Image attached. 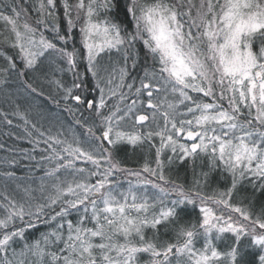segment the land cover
<instances>
[{
    "label": "snow or ice",
    "instance_id": "snow-or-ice-1",
    "mask_svg": "<svg viewBox=\"0 0 264 264\" xmlns=\"http://www.w3.org/2000/svg\"><path fill=\"white\" fill-rule=\"evenodd\" d=\"M119 9L120 0H60L59 6L58 0H35L36 16L30 20L15 0H0V21L11 34L0 42V58L7 64L0 68L5 77L0 84L7 83L11 71L24 76L25 69H36L42 58L56 53L73 74L71 86L53 81L64 101L85 106L99 120L74 118L85 129L80 135L62 125L53 132L28 120L17 105L12 115L23 119L24 133L17 138L32 145L20 151L26 160L35 159L37 150L43 153L48 179L35 190L24 187L23 195L9 193L6 186L0 190V264H142L139 254L149 256L143 264H247L238 247L242 237L259 246L257 264H264V207L254 214L232 203L245 182L252 195L264 194V0H124L131 29L119 20ZM77 25L83 53L74 43L69 48ZM141 43L143 74L133 76L140 67ZM81 60L98 98L84 96L85 74L77 71ZM24 83L30 93L44 95ZM113 98L118 99L109 108ZM145 100L153 125L146 131ZM66 110L73 112L70 104ZM4 119L12 125L7 113ZM121 154L139 155L141 168L122 167ZM201 157L207 163H200L196 173ZM186 160L194 170L187 189L165 176L166 167ZM120 173L158 194L137 193L131 181L120 191L115 179ZM214 173L225 187L206 195L203 189ZM145 174L163 184L144 179ZM171 193L176 198L168 201ZM197 203L201 217L184 223L186 207ZM73 212L75 221L69 219ZM38 224L48 231L27 242L26 232ZM161 228L173 231L174 241H160ZM200 237L203 244L197 248ZM17 238L25 240L19 249L13 247ZM222 240L225 253L216 246Z\"/></svg>",
    "mask_w": 264,
    "mask_h": 264
},
{
    "label": "trees",
    "instance_id": "trees-1",
    "mask_svg": "<svg viewBox=\"0 0 264 264\" xmlns=\"http://www.w3.org/2000/svg\"><path fill=\"white\" fill-rule=\"evenodd\" d=\"M7 3H13V0H6ZM60 0H58L59 6ZM15 3L20 6L21 9L28 10V18L34 19L36 13L32 10V5L35 3V0H15ZM61 17L63 15V9L60 8ZM24 14L22 13L21 22L23 21ZM118 18L124 24H127L129 29L132 28L130 23L131 17L125 18L124 14V0H120V9L118 11ZM62 27L63 20L61 21ZM45 35L51 38L50 33H45ZM73 35L75 37L74 41L69 44L74 43L75 47L83 53V48L80 42L79 35V25L74 30ZM2 35L0 36V42H2ZM55 42V41H54ZM58 46H62L58 44ZM137 50L140 54V67L133 71V76H139L143 74L144 66V53L146 49L143 48L142 43L137 45ZM9 55H13L14 50L7 49ZM18 67L23 68V64L17 60ZM6 61L0 58V68L6 67ZM63 69V71H61ZM77 71L85 74V83L87 84V91L84 93L86 99H92L94 97L98 98L99 90L92 92L91 89L95 87V81L89 73L86 72V61L81 60L78 64ZM26 75L19 76L15 70L11 71L6 79V84H0V145H3V148H0V190H3L5 186L9 193L13 195H23L22 189L24 187H31L33 190L37 189L41 183V180H47L48 178L44 176L45 166L44 162L40 160V156L43 154L37 150L33 155L35 159L26 160L24 159L21 149L31 150L32 145L28 142L27 139H18V136H24L23 130L20 125L23 124V119L19 116L12 115L13 112L17 111V105H19V111L23 112L28 120L32 123H36L39 127L43 125L45 129L52 127L53 132L57 130L61 125L64 129H70L71 132L80 135L84 133L85 129L79 125L75 124V119L84 118L87 119L89 123H99L98 118L94 117L92 113L85 108V106L77 105L74 102H66L63 99V91L58 89L53 83L55 80H60L65 86H71L73 81V74L67 70V64L60 59L56 53H50L47 57L42 58V63L34 70L25 69ZM4 75L0 73V79H4ZM25 81L31 83L33 87L37 88L38 92H43V96H40L36 93H30L25 86ZM139 85V80H137V86ZM127 91V89H125ZM79 94V93H78ZM51 97V98H49ZM132 97L130 99H134ZM143 97H141L142 99ZM160 98L163 99V93H160ZM116 99L113 98L108 100L109 108L116 103ZM171 99V97H169ZM56 101H59L57 103ZM130 102V100L128 101ZM68 104L73 108V112L70 113L66 110ZM4 113H7V118L12 120V125H8L4 119ZM107 114V112H106ZM150 116V115H149ZM75 118V119H74ZM161 122V120H160ZM152 124V123H151ZM151 127V126H150ZM149 128V127H148ZM144 128L143 130H147ZM99 134V131H97ZM182 143H191L190 141L182 140ZM158 146L159 140L157 138L155 142ZM147 147V146H146ZM12 151H9V150ZM154 154V149H153ZM170 154V153H169ZM15 159V164L4 163L6 160ZM40 164V167H36L37 164ZM200 163H207L206 157L198 158L197 168L195 169L196 173H199L201 170L199 167ZM143 164V160L137 156H132L131 154L125 156L121 154V166L126 167L129 170H139ZM78 166H80L78 164ZM90 167V165H86ZM154 166V164H153ZM207 171L205 167L203 169ZM5 172H12L14 176L6 177ZM165 176L168 180L175 181L177 184L183 185L185 189L192 187L194 170L191 160H186L184 163L176 162L170 168H165ZM144 179L153 180L156 183L163 184V182L157 180L155 177H152L148 174H145ZM115 179L119 182V190L122 191L123 188L129 187V182L133 184H139L137 178L129 176L127 173L117 174ZM17 185H20V188H17ZM153 188L151 185H147ZM165 187H170V185H163ZM225 187V182L222 178L218 177L217 173L213 174V179L210 181L209 186L204 188L203 191L206 195H211L213 190L219 189L223 190ZM154 189V188H153ZM157 190V189H155ZM125 191V190H124ZM158 191V190H157ZM39 195L38 192L34 193ZM169 198L175 199V193H171ZM232 203L234 205H240L242 207L249 208L254 214L259 213L261 208L264 207V194L256 192L255 195H252V189L247 184L244 183L243 186L232 197ZM199 203L195 206L188 205L184 211L183 222L184 223H196L198 218L201 217L199 212ZM159 208H157V211ZM226 214H227V210ZM232 215L238 217L239 214L233 213ZM69 219L75 221L77 219V213L73 212ZM89 227L92 225L89 224ZM48 231V228L44 224H38L35 228L29 230L25 234V240L27 242H32L35 239L40 237L41 233ZM145 234L147 237H151L153 232L151 229H146ZM215 235V233H213ZM227 237H232V233L224 234ZM175 234L173 231H170L167 228H161L159 232L160 241H174ZM25 240L17 238L13 247L19 249L22 247ZM244 244L240 247V251L243 259L247 264H257L258 256L260 254L259 246L251 244V238L242 237ZM203 244V238L200 237L196 241V247L199 248ZM217 249L225 253L228 251L226 243L222 241L216 242ZM55 250V249H52ZM140 261L143 262L149 259L148 254H139ZM239 260L240 257H237ZM220 260H225V256L221 255Z\"/></svg>",
    "mask_w": 264,
    "mask_h": 264
},
{
    "label": "rangeland",
    "instance_id": "rangeland-1",
    "mask_svg": "<svg viewBox=\"0 0 264 264\" xmlns=\"http://www.w3.org/2000/svg\"><path fill=\"white\" fill-rule=\"evenodd\" d=\"M6 29H7V26L4 24L3 21H0V36L2 35V37H3L2 39L3 40L6 37L7 38H10V36H11V34ZM159 97H160V94H159ZM161 111H163V108L161 109ZM141 112L143 114L150 115L149 116L150 117V120L148 122H145V124H146V127L145 128H148L150 126L153 127V125L151 124V110H148L147 109L146 100H145L144 108L141 109ZM138 114H140V113H138ZM158 119H160L161 120V123H162V117H159L158 116ZM133 186H134L133 187V190L136 191L137 193L145 192V190H146L147 195L150 196V197L153 196V195H157L158 194V191L157 190H155V189H153V188H151L149 186H145V185H142V184H133ZM127 189H128V187L123 188L122 191H124V190L126 191ZM170 200H171V198L168 197V201H170ZM168 201H166V203ZM220 259H221V257H220Z\"/></svg>",
    "mask_w": 264,
    "mask_h": 264
}]
</instances>
